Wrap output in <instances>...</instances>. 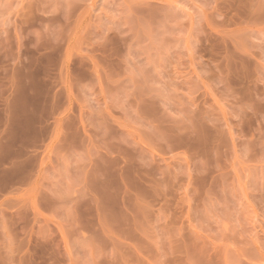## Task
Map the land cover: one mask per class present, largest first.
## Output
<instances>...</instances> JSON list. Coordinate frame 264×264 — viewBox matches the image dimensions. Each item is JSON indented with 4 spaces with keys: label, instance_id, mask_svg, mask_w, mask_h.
I'll use <instances>...</instances> for the list:
<instances>
[{
    "label": "rangeland",
    "instance_id": "rangeland-1",
    "mask_svg": "<svg viewBox=\"0 0 264 264\" xmlns=\"http://www.w3.org/2000/svg\"><path fill=\"white\" fill-rule=\"evenodd\" d=\"M0 264H264V0H0Z\"/></svg>",
    "mask_w": 264,
    "mask_h": 264
}]
</instances>
